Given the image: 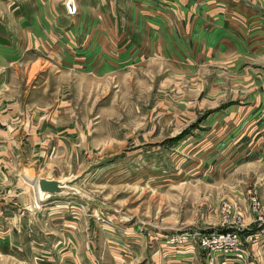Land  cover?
Segmentation results:
<instances>
[{"label":"rangeland","instance_id":"1","mask_svg":"<svg viewBox=\"0 0 264 264\" xmlns=\"http://www.w3.org/2000/svg\"><path fill=\"white\" fill-rule=\"evenodd\" d=\"M22 1L0 0V264H218L192 234L227 231L252 264L264 164L235 111L263 93V47L216 42L215 0ZM20 157L83 197L37 202Z\"/></svg>","mask_w":264,"mask_h":264},{"label":"crops","instance_id":"2","mask_svg":"<svg viewBox=\"0 0 264 264\" xmlns=\"http://www.w3.org/2000/svg\"><path fill=\"white\" fill-rule=\"evenodd\" d=\"M215 1L213 2L214 4L210 5L211 8L208 11L206 6H198L199 13L203 14V17L206 18V21L208 18L210 22L213 23V26L211 27V29L214 28L213 32H211L212 38H215L216 42H218V37L222 40L224 39L225 41V39L227 38L226 34L228 33V30L230 31L231 35L234 34L233 30H240L242 32H245V35L247 37L244 44L247 45V47H250L253 52H258L259 47L262 46L263 48L261 50L263 54L264 0H217V2ZM22 2L24 3V0ZM25 3L27 4L26 0ZM230 22L232 23L231 25ZM227 25H230L231 27L228 28ZM201 34L203 38H200V41L207 39L208 33L206 34L204 32ZM230 34H228V36H230L229 39L231 40L233 37ZM229 39L226 40L229 41ZM262 67L264 71V64H262ZM261 84L264 86V78H262ZM262 92L263 93L259 94H247L245 100H243L241 104L237 105L238 108L235 111V117L237 118V135L246 136L247 134V137H245L246 143L244 145V148L251 150L250 154L252 156L255 155V157L259 160H262V164H264V87L262 89ZM250 131H252L253 133H251ZM246 153L248 154V152ZM258 189L260 191H264V180L261 183V186L258 187ZM263 244L264 239L258 244V246H262ZM191 256L192 254H190V252L185 254L171 253L169 256V262L172 264L177 262L176 264H179L178 262L181 261V264H186L190 261ZM251 258L252 264H264V249L253 253V257ZM167 264L169 263L167 262ZM226 264L250 263H246L244 261H231L227 262Z\"/></svg>","mask_w":264,"mask_h":264},{"label":"built area","instance_id":"3","mask_svg":"<svg viewBox=\"0 0 264 264\" xmlns=\"http://www.w3.org/2000/svg\"><path fill=\"white\" fill-rule=\"evenodd\" d=\"M67 12L74 11L73 2L67 1L65 3ZM250 207L258 213V218L264 222V203L259 202L255 196L254 190H248ZM199 246V248L207 256L208 262L216 261L218 264H226L229 259L241 261L243 255L241 248L238 245V233L234 231L221 233H196L192 234ZM178 242L191 241L189 235L176 236Z\"/></svg>","mask_w":264,"mask_h":264},{"label":"water","instance_id":"4","mask_svg":"<svg viewBox=\"0 0 264 264\" xmlns=\"http://www.w3.org/2000/svg\"><path fill=\"white\" fill-rule=\"evenodd\" d=\"M19 166L21 168V177L26 182L33 184L36 201L39 203L66 195L79 197L84 195L82 191L70 184L75 178L73 174L59 178L35 175L34 167L26 166L22 157L19 158Z\"/></svg>","mask_w":264,"mask_h":264},{"label":"bare ground","instance_id":"5","mask_svg":"<svg viewBox=\"0 0 264 264\" xmlns=\"http://www.w3.org/2000/svg\"><path fill=\"white\" fill-rule=\"evenodd\" d=\"M72 1V0H71ZM74 4V3H73Z\"/></svg>","mask_w":264,"mask_h":264}]
</instances>
